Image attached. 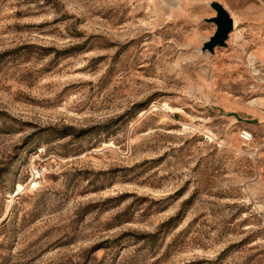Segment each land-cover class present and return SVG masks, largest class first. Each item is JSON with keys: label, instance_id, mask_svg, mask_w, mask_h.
<instances>
[{"label": "rangeland", "instance_id": "1", "mask_svg": "<svg viewBox=\"0 0 264 264\" xmlns=\"http://www.w3.org/2000/svg\"><path fill=\"white\" fill-rule=\"evenodd\" d=\"M204 9L0 0V264H264V34Z\"/></svg>", "mask_w": 264, "mask_h": 264}, {"label": "crops", "instance_id": "2", "mask_svg": "<svg viewBox=\"0 0 264 264\" xmlns=\"http://www.w3.org/2000/svg\"><path fill=\"white\" fill-rule=\"evenodd\" d=\"M182 2L183 0H164ZM202 1L205 3L206 9L201 13L204 23L210 25L211 23L205 22L206 19L215 17L216 13L211 9V3L220 4L229 14L233 22V29L241 27L246 33L248 38L253 41L256 36L264 34V0H192ZM213 25V24H212ZM215 32L213 25L212 33L208 36L206 41Z\"/></svg>", "mask_w": 264, "mask_h": 264}, {"label": "water", "instance_id": "3", "mask_svg": "<svg viewBox=\"0 0 264 264\" xmlns=\"http://www.w3.org/2000/svg\"><path fill=\"white\" fill-rule=\"evenodd\" d=\"M210 7L216 13L215 17L206 19L205 22L215 26L213 35L203 43L201 51L214 53L216 48H225L229 34L233 30V22L227 11L218 3H211Z\"/></svg>", "mask_w": 264, "mask_h": 264}, {"label": "built area", "instance_id": "4", "mask_svg": "<svg viewBox=\"0 0 264 264\" xmlns=\"http://www.w3.org/2000/svg\"><path fill=\"white\" fill-rule=\"evenodd\" d=\"M240 138L244 141V142H249L252 139V135L247 132V131H242Z\"/></svg>", "mask_w": 264, "mask_h": 264}]
</instances>
